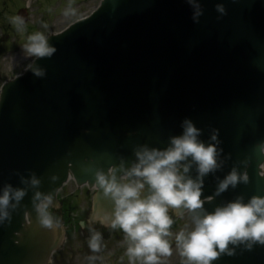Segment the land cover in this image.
<instances>
[{"label":"water","instance_id":"1","mask_svg":"<svg viewBox=\"0 0 264 264\" xmlns=\"http://www.w3.org/2000/svg\"><path fill=\"white\" fill-rule=\"evenodd\" d=\"M198 2L203 14L194 19L189 0H102L92 15L48 36L56 51L32 63L42 76L28 68L4 84L0 189L11 184L27 194L0 224V264H50L67 239L58 195L71 178L96 189L82 230L110 229L95 219L112 208L94 187L96 169L122 159L131 166L140 145L166 148L185 119L206 143L218 132L220 166L203 177L207 211L264 196V0ZM234 167L246 169L249 182L217 195ZM33 174L37 187L22 182ZM188 175L197 178L195 164ZM37 191L53 196L55 230L38 221ZM186 212L169 211L173 218ZM230 248L213 264H264V245Z\"/></svg>","mask_w":264,"mask_h":264},{"label":"clouds","instance_id":"2","mask_svg":"<svg viewBox=\"0 0 264 264\" xmlns=\"http://www.w3.org/2000/svg\"><path fill=\"white\" fill-rule=\"evenodd\" d=\"M189 3L194 7V19H198L203 14L202 7L198 0H189ZM216 8L226 15L223 4ZM12 22L20 31L23 19L14 17ZM23 50L33 58L51 57L56 51L41 32L31 34ZM27 68L36 75L44 74L33 64ZM182 127V134L171 137L166 148L137 146L136 159L131 166L122 159L107 171L98 168L94 173V187L102 190L104 198L112 205L111 210H98L95 219L124 233L129 264L137 261L139 264H160L161 257L172 255L168 237L172 235L170 229L174 221L169 211L181 208L192 213L194 225L190 231L181 230L175 235L176 247L185 258L184 264H213L222 254L234 253L230 245L245 244L249 250L254 245H264V196H253L247 202L238 197L212 212L204 208L211 198L202 199L203 177L220 166L218 132L214 131L210 137L215 143H206L200 139L202 130L191 119H185ZM259 151L264 154V142L259 145ZM244 163L247 165L248 161ZM193 164L197 168V178L188 175ZM51 179L55 181L57 177L53 175ZM22 182L32 187L41 183L35 174L30 179L23 178ZM248 182L247 170L241 172L234 167L220 181L216 194ZM26 194V188L11 184L0 189V224L11 221L9 207H17ZM52 205L51 193H35L33 207L40 225L55 230L61 222L49 212ZM102 238L101 233L93 231L89 247L99 251Z\"/></svg>","mask_w":264,"mask_h":264},{"label":"rangeland","instance_id":"3","mask_svg":"<svg viewBox=\"0 0 264 264\" xmlns=\"http://www.w3.org/2000/svg\"><path fill=\"white\" fill-rule=\"evenodd\" d=\"M101 0H0V88L9 78L23 71L35 58L28 56L23 46L28 37L41 32H60L81 18L90 15ZM28 14L27 22L18 31L13 18L21 10ZM67 13V14H66ZM90 193L86 188L77 189L74 182L68 183L60 193L67 199L68 206H74L73 228L64 249L55 254L51 264H129L126 255L127 241L120 229L102 234L101 248L93 251L89 247L92 232L80 230L78 222L82 219L89 204ZM192 213H186L171 226L172 235L168 237L172 245V255L161 257L160 264H184L176 247L175 235L181 230L190 231L193 227ZM139 264V261L136 262Z\"/></svg>","mask_w":264,"mask_h":264}]
</instances>
